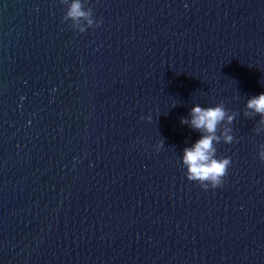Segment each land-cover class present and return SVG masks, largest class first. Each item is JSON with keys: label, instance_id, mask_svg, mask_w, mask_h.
<instances>
[{"label": "water", "instance_id": "1", "mask_svg": "<svg viewBox=\"0 0 264 264\" xmlns=\"http://www.w3.org/2000/svg\"><path fill=\"white\" fill-rule=\"evenodd\" d=\"M70 3L0 0V264H264V0ZM219 104L205 190L182 120Z\"/></svg>", "mask_w": 264, "mask_h": 264}, {"label": "clouds", "instance_id": "2", "mask_svg": "<svg viewBox=\"0 0 264 264\" xmlns=\"http://www.w3.org/2000/svg\"><path fill=\"white\" fill-rule=\"evenodd\" d=\"M64 5L68 0H60ZM64 21H71V24L79 32L83 33L89 28L99 27L103 20L97 21L93 15L92 8H86V0H71L67 7ZM245 115L259 114L261 124H264V93L253 96L247 102ZM234 115H229L223 106L219 104L215 107L195 106L191 110V120H182V123L188 124L202 133L199 140L193 146L186 147L182 158L183 166L186 168L187 179L198 182L199 185L207 190L221 187L228 175V169L232 165L231 157L217 158L216 144L220 143L221 135H218V128L227 119L229 124L234 120ZM150 119V118H149ZM230 129L223 132V142L231 144L233 137L228 135ZM257 132L261 129L257 128ZM160 146H163L161 141ZM259 159L264 162V144L260 145Z\"/></svg>", "mask_w": 264, "mask_h": 264}]
</instances>
